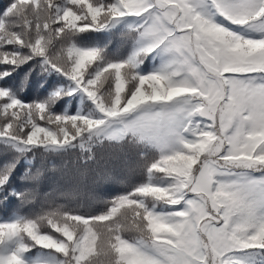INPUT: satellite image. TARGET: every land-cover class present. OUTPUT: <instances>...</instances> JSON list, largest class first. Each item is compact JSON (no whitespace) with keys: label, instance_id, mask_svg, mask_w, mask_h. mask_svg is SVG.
<instances>
[{"label":"snow or ice","instance_id":"snow-or-ice-1","mask_svg":"<svg viewBox=\"0 0 264 264\" xmlns=\"http://www.w3.org/2000/svg\"><path fill=\"white\" fill-rule=\"evenodd\" d=\"M116 32L124 54L91 39ZM37 71L46 94L26 100ZM98 150L136 165L125 179L98 172L96 206H73L77 188L55 174L99 168ZM10 198L0 264H264V0H10L0 204Z\"/></svg>","mask_w":264,"mask_h":264},{"label":"trees","instance_id":"trees-1","mask_svg":"<svg viewBox=\"0 0 264 264\" xmlns=\"http://www.w3.org/2000/svg\"><path fill=\"white\" fill-rule=\"evenodd\" d=\"M9 2L10 0H0V11H2L8 5ZM91 39H99L101 41L111 39L112 43L110 45V48L112 50L120 48L122 54L126 53L127 51L126 41L122 39L121 34L119 32L113 33L111 37L98 36L92 37ZM28 67H31V65L22 67L7 81V83L14 87H18L21 78L24 76V73L28 71ZM38 78L39 76L37 71V73L33 74L31 82L28 85L27 91L22 94L24 99L32 100L38 95L44 96L46 94V89L41 90L37 88ZM97 155L98 158H102L101 166L99 168L93 166L94 170H89L84 175H81L80 172L73 170L71 172L70 177H65L61 179L59 172L55 174V179L60 180L62 187H67L68 184L65 181H69L71 185L77 188V191L75 193L76 199L73 202V206H75V204H83L86 209L94 208L96 206L94 203V199L99 194L100 186L105 183V181L97 175L98 172H111L117 179H125L129 175L128 169L134 168L136 165V158L134 154L129 158L127 163H125L123 157L119 160L110 159L109 152L107 150H98ZM105 164H107V168L104 167ZM23 169L24 165L22 164L17 169L16 176L13 179V184L18 188L22 187L18 178ZM139 179H141V176L139 174L134 173L131 178V181L135 182ZM52 182L53 178L47 177L44 181V189L47 190ZM107 183L112 188L123 190L122 186L118 183H115L113 181H107ZM17 203L18 201L13 198H10L6 205L0 204V214H7L17 205Z\"/></svg>","mask_w":264,"mask_h":264}]
</instances>
